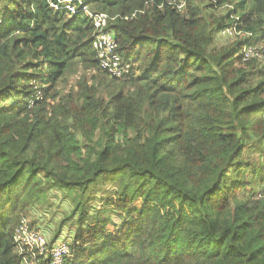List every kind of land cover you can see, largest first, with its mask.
Wrapping results in <instances>:
<instances>
[{"label":"trees","instance_id":"obj_1","mask_svg":"<svg viewBox=\"0 0 264 264\" xmlns=\"http://www.w3.org/2000/svg\"><path fill=\"white\" fill-rule=\"evenodd\" d=\"M72 1L112 18L130 70L99 66L83 11L0 0V264H20L14 231L52 189L71 201L64 264H264V62L243 60L264 0Z\"/></svg>","mask_w":264,"mask_h":264},{"label":"built area","instance_id":"obj_2","mask_svg":"<svg viewBox=\"0 0 264 264\" xmlns=\"http://www.w3.org/2000/svg\"><path fill=\"white\" fill-rule=\"evenodd\" d=\"M177 1V0H172ZM52 9H65L69 13L79 10L86 13L92 20L94 26L92 47L96 52L99 66L106 70L113 77H122L130 70L128 63H122L121 57L116 50V41L114 36L106 32L108 21L112 18L104 12H92L87 6H82L80 2L73 4L72 0H47ZM181 2L178 7H181ZM127 18V17H125ZM236 23H233L232 31L226 30L224 34H234ZM245 56L243 60H247L251 56H257L264 62V55L257 51L256 45H246ZM34 99L39 98L42 94L41 89L34 85ZM32 103V99L29 101ZM30 219L27 216H21L19 224L14 231L15 252L21 256L20 264H36L38 257L50 259V264H64V258L70 254V247L66 242L55 241L49 243L43 233L28 225Z\"/></svg>","mask_w":264,"mask_h":264},{"label":"rangeland","instance_id":"obj_3","mask_svg":"<svg viewBox=\"0 0 264 264\" xmlns=\"http://www.w3.org/2000/svg\"><path fill=\"white\" fill-rule=\"evenodd\" d=\"M235 1L236 0H232L231 3L233 4ZM79 2L82 3L81 1ZM228 6L231 5L228 4L223 6L222 9L218 10V13H224L227 8L229 9ZM233 42H234V38L223 37L217 34V36L213 40V44L211 45V47L214 49L215 48L218 49L221 48L223 45L226 46ZM256 46H257V51L264 55V41L258 43ZM81 74H83V72L79 69L74 76L69 77L66 82L60 84L58 86V91L60 95H64L68 93L70 88H72L75 85L77 81V77ZM90 74L91 73L89 72L88 75L86 76L87 79H89ZM246 157H249V155L247 154ZM252 157L255 165H260L261 162H264V157L259 156L258 153H254ZM111 190L112 188H110V190L107 188L106 194L108 191L112 192ZM94 196L96 197L97 200L92 203L97 208H99L104 201L103 198L105 194L101 192H96ZM70 210H71V201L69 200V195L64 194L63 192H59L58 190L52 189L46 193V195L42 198L41 201H39L32 207L28 208L24 214L22 213L21 216L24 215L27 216L31 222L37 225V228L41 232H47L49 233V236L53 235V233L60 226L59 228L60 235L58 237L60 239L57 238L56 241L65 242L62 240L63 238H65L68 242V240L70 241L69 234H71V232L70 230H68L69 229L68 221L64 220L63 218L69 213ZM115 219L116 222L118 223L120 222V219L116 217ZM50 238L51 237H49V239Z\"/></svg>","mask_w":264,"mask_h":264}]
</instances>
